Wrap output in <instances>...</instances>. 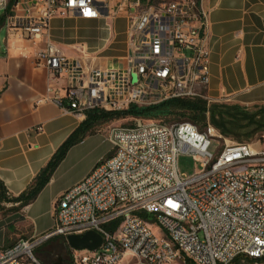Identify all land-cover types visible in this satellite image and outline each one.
I'll use <instances>...</instances> for the list:
<instances>
[{"label":"built area","instance_id":"1","mask_svg":"<svg viewBox=\"0 0 264 264\" xmlns=\"http://www.w3.org/2000/svg\"><path fill=\"white\" fill-rule=\"evenodd\" d=\"M8 5L0 0V13ZM104 15L127 20L124 65L102 67L97 58H71L48 43L35 59L54 84L38 104L51 102L87 118L92 111L174 99L230 102L208 95L205 0H31L9 13L6 26L36 40L55 18ZM222 139L211 124L203 131L188 122L112 129L111 155L62 193L51 231L0 246V264H42L34 252L43 243L89 232L100 235L102 244L95 251L73 250L77 264H264V146L225 142L214 156L213 141ZM181 154L197 157L203 171L183 178Z\"/></svg>","mask_w":264,"mask_h":264},{"label":"crops","instance_id":"2","mask_svg":"<svg viewBox=\"0 0 264 264\" xmlns=\"http://www.w3.org/2000/svg\"><path fill=\"white\" fill-rule=\"evenodd\" d=\"M30 1L16 0L13 7L0 13V32H6L0 36V181L11 198L29 187L86 120L64 113L51 102L38 104L54 82L47 69L37 67L36 54L53 43L71 58L102 55L98 59L106 63L97 64L109 68L123 66L128 54L124 17H58L36 40L21 29H9L6 17L12 11L24 10ZM205 5L211 50L209 97H229L232 104L248 108L264 106V0H205ZM95 131H99L98 126ZM112 149L109 135L100 132L72 146L35 201L0 220V246L50 232L56 201L107 159Z\"/></svg>","mask_w":264,"mask_h":264},{"label":"trees","instance_id":"3","mask_svg":"<svg viewBox=\"0 0 264 264\" xmlns=\"http://www.w3.org/2000/svg\"><path fill=\"white\" fill-rule=\"evenodd\" d=\"M15 3L16 0H10L8 9L13 7ZM2 25L3 20H0V27ZM172 117H180L198 126L201 131L208 124H211L224 138L234 139L238 143H245L256 132H264V106L248 108L238 104H209L201 99H174L154 106L138 107L133 105L123 111H92L88 113L82 125L58 149L48 165L29 187L20 196L11 198L10 202L18 204V208H23L33 203L49 182L58 165L65 158L68 150L87 135L94 133L96 126L125 118L160 120ZM0 193L2 196H6L1 181ZM115 225L117 223L108 226V228L113 229ZM36 254L38 256L42 255L40 250L36 251ZM235 263L238 264L239 260ZM185 264L193 263L186 260Z\"/></svg>","mask_w":264,"mask_h":264},{"label":"rangeland","instance_id":"4","mask_svg":"<svg viewBox=\"0 0 264 264\" xmlns=\"http://www.w3.org/2000/svg\"><path fill=\"white\" fill-rule=\"evenodd\" d=\"M6 32L4 29H1L0 36H5ZM80 55V51H76ZM102 55L96 57L92 56L91 58H97V62H105V59H98L101 58ZM116 62H120L121 60H115ZM211 104H232L231 102H216ZM252 108V107H250ZM139 123L148 125V124H157V125H164V126H172L178 123L188 122L186 120L181 119L180 117H172V118H164L160 120H148V119H135V118H125L119 120H113L109 122L102 123L98 126L99 131L104 134H108L111 132L112 129L116 128H124V127H133ZM190 123V122H188ZM200 129V128H199ZM105 130V131H104ZM225 142L230 143H238V141L231 139V138H224L221 141L214 140L213 145L210 149V152L217 156L221 151V144L223 145ZM245 143L255 144L256 146L263 145L264 146V132H256L254 133L253 137H250L246 140ZM104 161V160H103ZM102 162V161H101ZM100 162V163H101ZM178 169L181 176L185 179L193 178L194 176L198 175L203 171V167L201 166L200 161H198L197 157L194 155H187L181 154L178 158ZM11 197L9 196H2L0 193V220L7 218L10 214H13L17 209H19L13 202H10ZM155 230L159 232L157 227ZM3 233L0 232V240H2ZM28 239V238H25ZM40 250L42 255H37L36 251ZM35 257L42 263V264H77L74 261V253L73 250L68 246L66 240L61 237H54L51 240L46 241L40 247H38L35 252ZM123 264H140L137 260H127ZM176 264H185L183 260L180 263Z\"/></svg>","mask_w":264,"mask_h":264},{"label":"water","instance_id":"5","mask_svg":"<svg viewBox=\"0 0 264 264\" xmlns=\"http://www.w3.org/2000/svg\"><path fill=\"white\" fill-rule=\"evenodd\" d=\"M67 244L75 251H95L101 246L102 238L94 232H89L84 236H69L67 238Z\"/></svg>","mask_w":264,"mask_h":264}]
</instances>
